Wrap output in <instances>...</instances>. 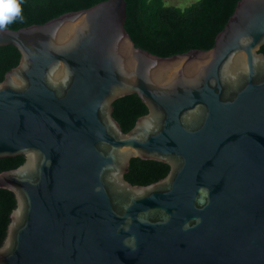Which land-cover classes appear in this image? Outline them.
Here are the masks:
<instances>
[{
    "label": "water",
    "instance_id": "1",
    "mask_svg": "<svg viewBox=\"0 0 264 264\" xmlns=\"http://www.w3.org/2000/svg\"><path fill=\"white\" fill-rule=\"evenodd\" d=\"M124 0L0 30V264H264V0L208 49L137 47ZM146 108L123 132L112 102ZM130 158L168 166L146 185Z\"/></svg>",
    "mask_w": 264,
    "mask_h": 264
},
{
    "label": "trees",
    "instance_id": "2",
    "mask_svg": "<svg viewBox=\"0 0 264 264\" xmlns=\"http://www.w3.org/2000/svg\"><path fill=\"white\" fill-rule=\"evenodd\" d=\"M102 0H20L21 17L5 28L17 29L40 24L67 11L87 8ZM123 27L139 48L159 56L182 53L189 49H208L215 34L222 28L237 0H196L179 8L164 5L162 0H124ZM259 52L264 54V43ZM19 53L12 45L0 46V80L3 73L16 65ZM146 108L135 94L125 95L112 102V117L123 132ZM23 157L0 159V168L14 165ZM168 170L164 163L130 158L123 178L131 184L146 185L163 177ZM13 200L7 191L0 190V236L7 223Z\"/></svg>",
    "mask_w": 264,
    "mask_h": 264
},
{
    "label": "clouds",
    "instance_id": "3",
    "mask_svg": "<svg viewBox=\"0 0 264 264\" xmlns=\"http://www.w3.org/2000/svg\"><path fill=\"white\" fill-rule=\"evenodd\" d=\"M17 17H21L20 0H0V30Z\"/></svg>",
    "mask_w": 264,
    "mask_h": 264
},
{
    "label": "rangeland",
    "instance_id": "4",
    "mask_svg": "<svg viewBox=\"0 0 264 264\" xmlns=\"http://www.w3.org/2000/svg\"><path fill=\"white\" fill-rule=\"evenodd\" d=\"M164 5H172L179 8H183L196 0H162Z\"/></svg>",
    "mask_w": 264,
    "mask_h": 264
}]
</instances>
